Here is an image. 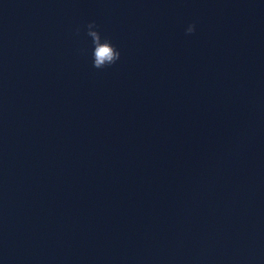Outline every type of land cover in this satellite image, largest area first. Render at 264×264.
<instances>
[{
	"label": "clouds",
	"instance_id": "obj_1",
	"mask_svg": "<svg viewBox=\"0 0 264 264\" xmlns=\"http://www.w3.org/2000/svg\"><path fill=\"white\" fill-rule=\"evenodd\" d=\"M95 22H91L87 25V35L91 38L93 48V66L96 69H103L107 66L114 65L121 56L120 51L111 43L108 39L101 38L99 31L95 30ZM195 24H190L185 30L186 35H191L195 32ZM79 33V28L76 29Z\"/></svg>",
	"mask_w": 264,
	"mask_h": 264
}]
</instances>
